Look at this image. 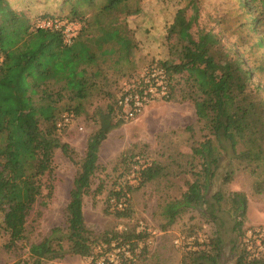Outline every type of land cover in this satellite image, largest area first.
Here are the masks:
<instances>
[{
    "label": "trees",
    "instance_id": "obj_1",
    "mask_svg": "<svg viewBox=\"0 0 264 264\" xmlns=\"http://www.w3.org/2000/svg\"><path fill=\"white\" fill-rule=\"evenodd\" d=\"M238 1L240 5L254 8L256 0ZM260 1L264 4V0ZM78 2L93 6V0H77L69 13L72 19L79 18L81 10ZM99 11L100 15L119 12L120 15L131 16L137 15L140 8L138 0H102ZM180 12L175 15L173 23ZM261 15L255 18L253 29L264 23V13ZM1 16L4 18L0 23V237L5 238L2 248L13 251L19 242L27 240L26 222L33 207L41 199L40 205L46 207L52 197L55 152L60 150L70 161H74V150L61 141V131L74 125L76 116L84 112L90 99L106 95L103 84L94 78L101 74L100 70H90L97 65L99 57L116 53L115 48L105 49L103 45L108 42L117 44L123 55H127L130 41L120 33L117 18L105 28L101 26L98 36L88 32L90 22L86 25L80 23L71 43L66 44L62 30L36 28L30 31L25 19L19 13L8 10L0 0ZM49 16L44 15L43 20L57 18ZM94 21L99 25L102 23L100 17ZM256 38L257 48L264 50V33ZM198 47H203V43ZM206 54L202 50L198 55H186L187 60L183 63L154 62L144 68L145 71L157 65L165 70L169 97L162 100L171 98L173 75L187 72L194 76L199 65L210 78L206 85L199 87L208 96L211 101L209 108L216 114L213 138L192 148V157L199 161L200 167L195 173V180L188 183L180 199L167 203L163 208L166 219L163 228L170 226L184 211L204 206L203 214L217 228L207 243L196 242L184 253V259L189 264H223L224 239L218 210L208 206L206 198L218 169L221 139L229 143L235 159L253 162L257 168L264 170V89L253 84L252 73L256 69L244 68L243 60L238 63L233 59L236 62L233 73L220 71L217 74ZM135 75L139 74L135 73L123 81L111 103L94 111L98 128L87 143L84 158L72 180L65 211V228L54 227L39 243L29 245L26 264H43L66 256L89 258L100 247L107 248L104 253L118 250V264H135V260L144 254L139 245L145 243L149 236L145 231L129 228L95 234L86 226L82 210L83 198L90 193L91 180L98 169L102 143L113 129L126 123L117 119V98L123 85ZM63 96L65 101L60 104ZM62 115H67L71 124L59 128L57 123ZM239 147L242 149L239 150ZM136 157L128 149L119 156L115 165L123 171L116 176L108 191L104 213L116 220L130 216L129 194L134 189L164 175V167L160 164H140ZM131 173L136 185H131L126 179L121 180ZM43 178L47 180L46 184L42 182ZM228 180L229 176H226L224 182ZM261 186L263 182L255 184L257 193L261 192ZM43 191H46L45 195ZM97 191H101L100 186ZM212 198L217 205L224 201L219 192ZM120 203L122 207L118 208ZM228 203L233 215L230 249L235 256L234 264H264V244L261 252L253 253L251 249H257L256 240L244 241L245 195L237 192L230 194Z\"/></svg>",
    "mask_w": 264,
    "mask_h": 264
},
{
    "label": "rangeland",
    "instance_id": "obj_2",
    "mask_svg": "<svg viewBox=\"0 0 264 264\" xmlns=\"http://www.w3.org/2000/svg\"><path fill=\"white\" fill-rule=\"evenodd\" d=\"M1 1L8 10L19 13L25 19L30 31L41 24L44 15L51 17V14L57 17L53 19L60 24L73 26L75 32L80 23L86 25L90 22L88 32L98 36L101 26L105 28L117 18V27L130 41V47L128 54L123 55L117 44L108 42L103 45L105 49L115 48L116 53L99 57L97 65L90 70H100L101 74L94 78L103 84L106 95L90 99L84 112L76 116L74 125L61 131V141L74 150V161H70L60 150L55 152L52 197L46 200V207L40 205L42 199L33 207L26 222L27 240L19 242L15 250H4L2 244L5 238L0 237V264H26L29 245L39 243L54 227L65 228V211L72 180L84 158L87 143L98 128L93 113L96 108H104L112 102L127 77L142 73L154 62L183 63L187 60L186 55H198L204 50L217 74L220 71L233 73L236 67L233 59L238 63L243 60L244 64H241L244 68L255 67L253 84L264 89V50L256 46V37L264 33V23L253 29L255 18L264 13V4L260 0L255 1L254 8L240 5L238 0H196L195 4L194 0H138L140 12L131 16L120 15L119 12L100 15L102 0H93L92 7L78 2L81 12H78L79 18L73 19L69 13L77 0ZM99 17L101 25L94 21ZM3 18L0 17V23ZM66 20L73 21L66 23ZM202 43L203 47L199 48ZM196 71L194 76L187 72L173 75L170 99L153 100L139 116L108 134L99 150L98 169L92 177L90 193L83 198L84 221L95 234L135 228L149 235L146 242L139 245L144 254L135 260V264H189L184 259V253L196 242L207 243L217 229L214 222L203 214L205 206L184 211L170 226L163 228L166 222L164 206L181 198L200 169L199 161L192 157V148L207 139L212 140L215 132L216 114L209 108L211 101L208 96L199 87L206 85L210 78L199 65ZM62 98L60 104L65 101L64 96ZM128 149L138 156L135 159H139L140 164L154 162L163 166L164 175L134 189L129 194L130 216L116 220L104 213L105 201L113 181L123 171L115 167L116 162ZM219 153L218 169L206 198L208 206L218 210L221 222L224 239L222 263L234 264L235 256L230 249L233 215L228 196L236 192L245 195L244 241L248 239L249 231L263 232L262 241L255 242L257 249H251L253 253L261 252L260 245L264 244V170L257 168L253 162L235 159L226 140L221 139ZM226 176H229L227 183L224 182ZM132 178L131 173L121 180L126 179L131 185H136ZM42 182L46 184L47 180L43 178ZM259 182H263V186L257 193L255 184ZM99 186L101 191H97ZM217 192L224 197L220 205L212 198ZM43 264L94 263L90 257L66 256Z\"/></svg>",
    "mask_w": 264,
    "mask_h": 264
},
{
    "label": "built area",
    "instance_id": "obj_3",
    "mask_svg": "<svg viewBox=\"0 0 264 264\" xmlns=\"http://www.w3.org/2000/svg\"><path fill=\"white\" fill-rule=\"evenodd\" d=\"M37 28H55L62 30L66 44H70L76 34L73 26L68 24L62 25L57 20H44ZM168 97L169 90L166 72L161 67L154 65L150 69L139 73V75H135L123 85L122 91L117 98V119L125 122L131 121L139 116L143 109L153 100H162ZM70 124V118L67 115H62L57 126L60 128L69 126ZM121 207L122 204H118V208ZM247 236L246 243L251 239L256 240V242L262 241L263 232L256 231V233H251L249 231ZM260 246L262 247L260 251H262L263 244ZM111 247H114V245H111ZM106 249V247H100L93 251L90 258L94 264H118L116 256L118 250H107L109 252L104 253ZM126 255L128 254L126 253Z\"/></svg>",
    "mask_w": 264,
    "mask_h": 264
}]
</instances>
